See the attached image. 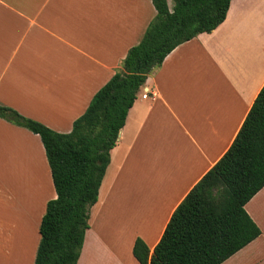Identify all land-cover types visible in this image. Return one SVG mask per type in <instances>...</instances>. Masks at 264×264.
<instances>
[{
  "label": "crops",
  "instance_id": "obj_1",
  "mask_svg": "<svg viewBox=\"0 0 264 264\" xmlns=\"http://www.w3.org/2000/svg\"><path fill=\"white\" fill-rule=\"evenodd\" d=\"M156 13L152 0H0V104L70 132ZM263 85L264 0H232L215 30L178 45L139 90L77 264H140L135 240L153 251L174 210L232 145ZM147 90L154 95L144 98ZM2 153L24 160L32 190L18 203L8 186L6 201L0 183V264H34L47 202L57 196L45 147L0 117ZM245 209L261 234L221 264H264V187Z\"/></svg>",
  "mask_w": 264,
  "mask_h": 264
},
{
  "label": "trees",
  "instance_id": "obj_2",
  "mask_svg": "<svg viewBox=\"0 0 264 264\" xmlns=\"http://www.w3.org/2000/svg\"><path fill=\"white\" fill-rule=\"evenodd\" d=\"M232 0H152L157 13L121 68L93 96L70 132H58L0 104V117L41 137L57 196L47 202L34 264H77L90 210L111 150L149 75L178 45L215 30ZM264 187V85L235 140L174 210L153 251L141 238L140 264H221L261 234L245 205Z\"/></svg>",
  "mask_w": 264,
  "mask_h": 264
},
{
  "label": "rangeland",
  "instance_id": "obj_3",
  "mask_svg": "<svg viewBox=\"0 0 264 264\" xmlns=\"http://www.w3.org/2000/svg\"><path fill=\"white\" fill-rule=\"evenodd\" d=\"M6 153L5 155L2 153L0 154V183L3 184L4 186V193H5V200H8V197L6 195L10 194V192H5L7 190H9V187H13L15 189V192L17 194V201L18 203H21L25 200V198H29L31 196V194H29V192L32 190L31 189V180L29 177V174H26L27 172L24 169V160L22 158L18 159V158H14L10 159V157H6ZM10 160L13 161V163H15L14 165H20L21 168L20 169H11V166L9 164ZM45 179H44V183L45 186H47V173H44ZM38 187L40 186L39 184H37ZM13 197V196H12ZM4 201H3V209H4ZM21 250L18 249V256L17 258L22 260L25 258V254L26 253H22L21 255ZM14 257H16V255H14Z\"/></svg>",
  "mask_w": 264,
  "mask_h": 264
},
{
  "label": "built area",
  "instance_id": "obj_4",
  "mask_svg": "<svg viewBox=\"0 0 264 264\" xmlns=\"http://www.w3.org/2000/svg\"><path fill=\"white\" fill-rule=\"evenodd\" d=\"M151 92L150 91H145L144 94L142 95L144 98H148V97H151V95H154V93L152 92V94H150Z\"/></svg>",
  "mask_w": 264,
  "mask_h": 264
}]
</instances>
